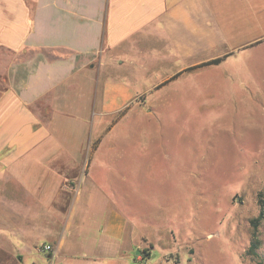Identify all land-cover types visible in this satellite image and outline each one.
I'll use <instances>...</instances> for the list:
<instances>
[{
	"label": "crops",
	"instance_id": "0c3cea01",
	"mask_svg": "<svg viewBox=\"0 0 264 264\" xmlns=\"http://www.w3.org/2000/svg\"><path fill=\"white\" fill-rule=\"evenodd\" d=\"M257 1L0 0V264H140L92 170L122 167L121 112L165 103L147 90L218 58Z\"/></svg>",
	"mask_w": 264,
	"mask_h": 264
},
{
	"label": "rangeland",
	"instance_id": "374dc122",
	"mask_svg": "<svg viewBox=\"0 0 264 264\" xmlns=\"http://www.w3.org/2000/svg\"><path fill=\"white\" fill-rule=\"evenodd\" d=\"M260 6L264 1L248 9L245 33L228 35L215 49L218 63L147 90L166 96L165 103L124 109L115 128L124 132L116 151L122 167L105 170L106 180L92 170L128 220L125 241L133 235L140 242V264H264ZM154 71H143L137 85L145 88L163 73ZM43 258L36 263L47 264Z\"/></svg>",
	"mask_w": 264,
	"mask_h": 264
},
{
	"label": "trees",
	"instance_id": "16d2710c",
	"mask_svg": "<svg viewBox=\"0 0 264 264\" xmlns=\"http://www.w3.org/2000/svg\"><path fill=\"white\" fill-rule=\"evenodd\" d=\"M220 60H221V58H219V57L218 58H214L212 60L206 61V62L198 65L197 67H202V66H204L206 64L218 63ZM190 69H192V68H188V70H190Z\"/></svg>",
	"mask_w": 264,
	"mask_h": 264
},
{
	"label": "built area",
	"instance_id": "2783aa9c",
	"mask_svg": "<svg viewBox=\"0 0 264 264\" xmlns=\"http://www.w3.org/2000/svg\"><path fill=\"white\" fill-rule=\"evenodd\" d=\"M40 249H41L42 251H51V250H52V247H51V245H49V244H45V245L41 246ZM141 264H146V262H142Z\"/></svg>",
	"mask_w": 264,
	"mask_h": 264
},
{
	"label": "water",
	"instance_id": "95a60500",
	"mask_svg": "<svg viewBox=\"0 0 264 264\" xmlns=\"http://www.w3.org/2000/svg\"><path fill=\"white\" fill-rule=\"evenodd\" d=\"M140 252V250H136V254H138Z\"/></svg>",
	"mask_w": 264,
	"mask_h": 264
}]
</instances>
